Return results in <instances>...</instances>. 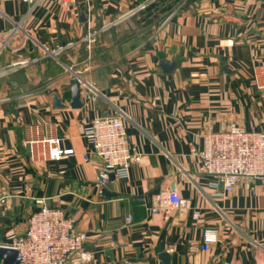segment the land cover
<instances>
[{
	"label": "crops",
	"instance_id": "obj_1",
	"mask_svg": "<svg viewBox=\"0 0 264 264\" xmlns=\"http://www.w3.org/2000/svg\"><path fill=\"white\" fill-rule=\"evenodd\" d=\"M14 26L0 55V193L9 195L0 244L10 231L23 233L44 202L87 234L81 264H164L163 252L170 264H264V179H240L218 198L223 185L200 173L192 156L204 135L232 123L264 132V95L253 83L264 63V0H46L32 13L0 0V34ZM91 29L98 36L89 45ZM68 43L56 56L48 52ZM162 61L175 62L173 72ZM77 79L82 107L72 108ZM115 112L125 116L140 160L127 179L112 176L102 188L106 164L85 131ZM41 123L74 155L33 163L24 142L27 127ZM170 190L188 208L151 213L153 196ZM208 228L219 229V241L204 250Z\"/></svg>",
	"mask_w": 264,
	"mask_h": 264
},
{
	"label": "built area",
	"instance_id": "obj_2",
	"mask_svg": "<svg viewBox=\"0 0 264 264\" xmlns=\"http://www.w3.org/2000/svg\"><path fill=\"white\" fill-rule=\"evenodd\" d=\"M26 3L29 13L46 0H3ZM64 5H72L76 0H60ZM17 26L12 27L8 35L0 34V55L11 45L18 33ZM98 31L91 29L85 39L89 45L96 42ZM25 45V39L20 47ZM73 43L59 46L48 52L54 56L71 47ZM81 83V81H80ZM253 83L257 91L264 95V63L253 70ZM88 87V94L92 93ZM126 118L122 113H104L96 117L85 131L92 152L100 157L106 168L99 173L98 182L102 188L113 176L127 179L131 166L140 160L138 149L128 138ZM28 137L24 144L28 148L30 160L35 162L61 161L74 155L73 149L62 147V138L48 123L29 125ZM198 171L217 177L215 187L223 185L218 198L234 190L240 179L250 183L264 179V132L248 130L244 126L232 123L228 129L210 132L203 137L201 150H192ZM9 195L0 193V207L6 206ZM139 203L147 205L146 199L138 198ZM188 200L176 190L161 191L152 198L147 209L156 214L160 209H185ZM200 212L193 217L200 218ZM131 218H127L131 222ZM87 234L77 229V219L63 209L41 202L40 208L33 212L23 233L10 231L6 241L0 247L14 249L17 252L16 264H81L87 259L83 252ZM219 241V229L208 228L204 231L202 249L210 250ZM74 257L78 259L72 261Z\"/></svg>",
	"mask_w": 264,
	"mask_h": 264
},
{
	"label": "water",
	"instance_id": "obj_3",
	"mask_svg": "<svg viewBox=\"0 0 264 264\" xmlns=\"http://www.w3.org/2000/svg\"><path fill=\"white\" fill-rule=\"evenodd\" d=\"M26 4V3H25ZM161 67L163 68L164 72L171 73L175 68V62L172 64H167L165 61H162ZM56 98V106L63 107L61 101L57 96ZM69 103L72 108H80L82 107L81 103V83L80 80L77 79L71 86V98ZM16 257L17 252L14 249L0 247V258L3 260L4 264H16ZM164 264H170V256L167 252H163L160 255Z\"/></svg>",
	"mask_w": 264,
	"mask_h": 264
},
{
	"label": "rangeland",
	"instance_id": "obj_4",
	"mask_svg": "<svg viewBox=\"0 0 264 264\" xmlns=\"http://www.w3.org/2000/svg\"><path fill=\"white\" fill-rule=\"evenodd\" d=\"M171 3H172V1H171Z\"/></svg>",
	"mask_w": 264,
	"mask_h": 264
}]
</instances>
